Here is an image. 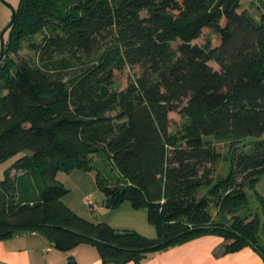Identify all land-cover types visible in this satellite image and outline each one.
I'll use <instances>...</instances> for the list:
<instances>
[{"label": "trees", "instance_id": "obj_1", "mask_svg": "<svg viewBox=\"0 0 264 264\" xmlns=\"http://www.w3.org/2000/svg\"><path fill=\"white\" fill-rule=\"evenodd\" d=\"M253 1L257 15L241 0H18L0 59V163L11 159L0 239L38 232L64 252L87 243L103 264H139L214 232L225 251L264 258V3ZM125 68L137 72L114 87ZM170 112L185 117L174 131ZM209 137L228 141L225 174ZM73 169L96 170L106 207L145 208L157 235L74 213L56 178Z\"/></svg>", "mask_w": 264, "mask_h": 264}, {"label": "crops", "instance_id": "obj_2", "mask_svg": "<svg viewBox=\"0 0 264 264\" xmlns=\"http://www.w3.org/2000/svg\"><path fill=\"white\" fill-rule=\"evenodd\" d=\"M254 189L264 199V178L255 183ZM228 242L221 234L202 233L150 252L139 264H264V258L251 246L225 251ZM70 259L72 264H103L97 249L87 243L64 252L53 247L38 232H24L0 239V264H69ZM120 264L135 263L126 261Z\"/></svg>", "mask_w": 264, "mask_h": 264}, {"label": "rangeland", "instance_id": "obj_3", "mask_svg": "<svg viewBox=\"0 0 264 264\" xmlns=\"http://www.w3.org/2000/svg\"><path fill=\"white\" fill-rule=\"evenodd\" d=\"M253 2V0H241L240 10L245 8L252 14H259L257 8L252 5ZM258 2L264 3L262 0H258ZM17 3L18 0H0V34L5 26L9 23L12 14V8H16ZM210 35L211 32L206 31L192 42L202 44ZM6 37L7 32L4 33L3 39H6ZM18 54L30 56L32 52L27 47V45L23 44L18 50ZM209 65H211L214 69H217V65L214 62L210 61ZM136 72L137 70L135 68H125L121 73L116 75L114 87L117 88L125 86L129 77L134 75ZM168 117L170 118L171 122L170 130L172 131L177 129L181 123L185 121V117L177 112H170ZM209 138L214 143L216 149L219 150L224 156V158H221L220 161L215 165L214 174H225L229 167V161L227 158H225L228 150V141L214 137ZM248 141H253V139H248ZM246 145L248 147L251 145V143H247ZM242 148L243 145L239 144L236 150H240ZM95 159L97 160V158ZM10 161L11 159H8L7 161L0 163V177H2L3 169L9 165ZM99 168L102 169V167ZM56 178L65 188L68 189V191L62 197L63 203L67 205L74 213L83 217L84 219L93 222H105L112 227H114L113 225H119L122 227L120 229L134 230L147 237H155L157 235L154 225L150 223L147 218V212L145 208H133L127 200L123 201L114 208H108L104 205L105 195L97 185L96 170L73 169L69 172L58 171ZM248 193L249 207L252 211H255L257 210L256 206H259V203L254 201V197L250 191H248ZM87 200H90L94 204L89 205ZM251 217L252 216H250V218Z\"/></svg>", "mask_w": 264, "mask_h": 264}, {"label": "water", "instance_id": "obj_4", "mask_svg": "<svg viewBox=\"0 0 264 264\" xmlns=\"http://www.w3.org/2000/svg\"><path fill=\"white\" fill-rule=\"evenodd\" d=\"M14 19H15V8H12L11 19H10L9 23L5 26V28L1 31V34H0V59L2 58L3 52H4V39H3V35H4L5 31L8 28H10V26L12 25Z\"/></svg>", "mask_w": 264, "mask_h": 264}, {"label": "built area", "instance_id": "obj_5", "mask_svg": "<svg viewBox=\"0 0 264 264\" xmlns=\"http://www.w3.org/2000/svg\"><path fill=\"white\" fill-rule=\"evenodd\" d=\"M87 203L90 205H93L94 203H92L90 200H87Z\"/></svg>", "mask_w": 264, "mask_h": 264}]
</instances>
